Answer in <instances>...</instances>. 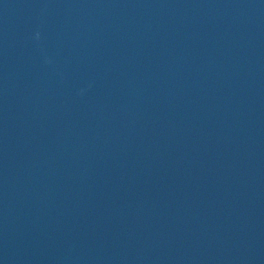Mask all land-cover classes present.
<instances>
[{
    "label": "water",
    "instance_id": "water-1",
    "mask_svg": "<svg viewBox=\"0 0 264 264\" xmlns=\"http://www.w3.org/2000/svg\"><path fill=\"white\" fill-rule=\"evenodd\" d=\"M0 264H264V0H0Z\"/></svg>",
    "mask_w": 264,
    "mask_h": 264
}]
</instances>
